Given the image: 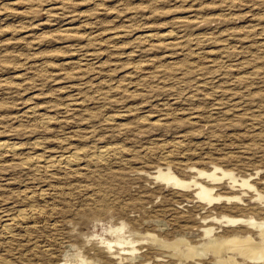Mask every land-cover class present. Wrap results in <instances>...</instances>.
<instances>
[{"label":"rangeland","instance_id":"374dc122","mask_svg":"<svg viewBox=\"0 0 264 264\" xmlns=\"http://www.w3.org/2000/svg\"><path fill=\"white\" fill-rule=\"evenodd\" d=\"M0 140L18 147L0 151V264L242 231L264 215L241 186L264 194V0H0ZM74 151L75 168L24 163ZM216 165L233 178L214 195L235 185L245 210L160 178L207 184L197 170Z\"/></svg>","mask_w":264,"mask_h":264},{"label":"bare ground","instance_id":"6f19581e","mask_svg":"<svg viewBox=\"0 0 264 264\" xmlns=\"http://www.w3.org/2000/svg\"><path fill=\"white\" fill-rule=\"evenodd\" d=\"M68 29L67 30L65 29V31H69ZM163 35L165 37H168L171 35V32L164 33ZM148 36L151 37L152 34ZM113 38H115L116 40L119 39L116 36H114ZM1 150H3V153L4 151L8 152L9 150L12 152L14 151L16 153V151H18V147L16 144L10 143V141L8 142V141L0 140V151ZM112 151H120L119 146L115 145L112 147L101 148L100 150H97L96 153H94V155L90 157V159L96 162L97 164L101 162L103 163V161H105L110 157L109 154ZM119 153L120 152H118L117 154L119 155ZM80 155L81 153L78 151L71 152L70 154L66 153L59 157H56L57 156L56 155L51 158L49 157L43 158L41 155L38 154L29 157L26 161L24 160V163H26L31 167L43 169L46 171H50L51 169L53 170L52 167L55 166L56 168V165H60L59 167L63 166L65 168H75L76 166H79V162L81 159ZM168 157L169 155H167V159ZM197 171L200 177H204L208 179L207 184H204L205 181L201 182L195 178L194 179L181 178L177 176L171 169H168L167 172L165 173L161 172L163 174L162 175L163 177H160V173H159V177L165 179L169 183L172 182L174 187L176 188H182L183 190L186 191L196 189L197 190L196 194L197 197L200 199V201H208V203L210 204L211 203L217 204V203H221L223 200V202H225V205L223 207H225V209L227 210H231V211L234 209H239V211L245 210L239 204V202H241V197L239 194H237L234 191L233 187H235V185H232V189H230V191L228 190L229 193L224 198L219 194L214 195V186L212 185L221 183L224 177L231 176L230 173H227L225 170H223L221 167L217 165L214 166L209 171L203 169H198ZM218 173H221V175H218ZM231 177L233 178V176ZM236 182H237L236 180H233V183ZM241 186L254 189L255 192L257 191L255 194L252 195V199H253L252 203L260 207L262 209L261 211H263L264 214V194L262 192H259L258 189L254 188V186L250 184L248 180H243ZM19 214L20 216L24 217L26 213L24 214V212H20ZM189 220L192 221L193 219L189 218L188 221ZM10 222H5V224H3L4 229L11 231L12 222L11 223ZM182 222L183 220L181 221V223ZM184 224H186V222ZM103 230L109 231L104 227ZM235 230L233 229L220 236H216L211 227H206L202 235L198 238L187 239L185 238V236L182 235H177V236L175 235L168 239H160L154 237L153 239L157 241L156 242V244L158 245L157 249L160 250V252H157L154 256L149 253H144L143 256H138L135 253H133L134 250L130 252L125 251L124 254L127 255V257H119L117 255L108 256V257L105 256L108 259L107 261L108 263H103V264H264V215L263 217H260L258 219H252V221H250L247 226H244L242 228V231H235ZM113 246L114 245L111 244V242H108L109 248H112ZM117 247H121V246H117ZM55 264H98V263L96 261L87 258H81L79 261L76 262H73L72 260L69 261L67 259L66 260L62 259L56 261Z\"/></svg>","mask_w":264,"mask_h":264}]
</instances>
